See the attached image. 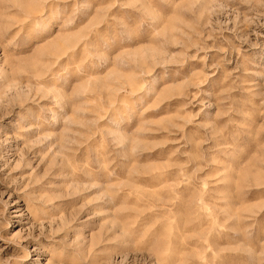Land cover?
<instances>
[{
    "label": "rangeland",
    "instance_id": "1",
    "mask_svg": "<svg viewBox=\"0 0 264 264\" xmlns=\"http://www.w3.org/2000/svg\"><path fill=\"white\" fill-rule=\"evenodd\" d=\"M0 264H264V0H0Z\"/></svg>",
    "mask_w": 264,
    "mask_h": 264
}]
</instances>
